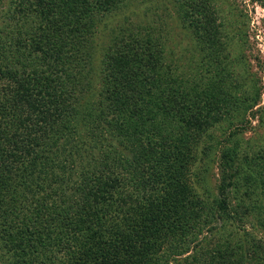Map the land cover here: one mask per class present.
Here are the masks:
<instances>
[{
    "label": "trees",
    "instance_id": "1",
    "mask_svg": "<svg viewBox=\"0 0 264 264\" xmlns=\"http://www.w3.org/2000/svg\"><path fill=\"white\" fill-rule=\"evenodd\" d=\"M128 1L29 0L46 22L21 49L29 45L38 63L0 62V249L13 264H264V147L240 159L236 146L225 148L216 193L201 195L192 179L205 132L249 101L233 95L238 74L217 53L216 2L177 0L181 20L217 53L212 77L202 63L164 65L159 30L129 22L105 52L104 94L94 103L86 88L77 94L92 62L88 34ZM88 103L108 123L96 144L73 134ZM59 120L52 142L35 134L40 121ZM65 131L77 143L70 160L58 159ZM249 218L261 236L244 226Z\"/></svg>",
    "mask_w": 264,
    "mask_h": 264
},
{
    "label": "rangeland",
    "instance_id": "2",
    "mask_svg": "<svg viewBox=\"0 0 264 264\" xmlns=\"http://www.w3.org/2000/svg\"><path fill=\"white\" fill-rule=\"evenodd\" d=\"M211 1L216 2V6H219L221 11L220 15L218 13L220 31L219 43L216 44L219 46L217 53L221 55L227 70L235 69L238 74V80L231 81L241 83L232 93L236 97L247 95L249 101L243 106L240 105L239 112H236L233 118L216 122L198 143L199 152L192 164V179L196 190L203 196L207 194V189L210 193L211 191L216 193L220 178L218 164L221 152L225 148L236 146L240 159L244 154H254L264 147V122L260 121V110L264 107V0ZM45 22L35 2L30 5L29 0H0V62L3 65H15L17 68L37 62L32 61V57L28 54L29 45L24 50L21 48L24 43L31 42L32 35L41 36L43 29L39 25ZM129 22H135L137 25L151 24L159 30L158 34L161 33L165 40L164 65L177 71L179 69L180 72L190 69L195 71L194 68L202 63L201 70L208 68L206 78L214 75L212 59L217 53L214 52L213 47L199 40L193 29L181 20L177 14V0H129L118 10L100 19L94 26L92 34H88L94 40L93 51L89 49L92 62L84 68L85 78L77 87L80 88L77 94H81L82 87L86 88L82 94L85 96V102L94 103L104 94L105 85L112 78L107 62L105 63L107 55L105 52L114 42L115 35ZM68 47L72 46L67 44L66 48ZM203 74H206V70ZM246 89L250 90L247 94L244 92ZM256 90L259 95H255ZM86 105L88 107L83 108L80 114L72 119L73 127L76 129L73 134L80 136L81 140L91 142L94 141L93 137L96 138L99 129L108 128V123L99 122L95 116H90V113L97 114L96 109L99 108L89 103ZM87 121L91 122L90 128L86 125ZM64 123L71 131L72 122ZM61 125L63 121L60 120L40 121L36 126L43 128L35 134H40L43 139L52 142L58 136ZM101 139L103 138L96 141ZM75 140L76 138L68 132L61 137L56 147L64 150V153H61L58 159L70 160L73 156L75 158L74 148L77 145ZM87 153L93 156V151L87 150ZM89 155H84L87 162L92 160ZM5 190L7 191L8 188L6 187ZM23 201L19 204L22 207L25 203ZM254 221L249 218L244 222V226L261 236V231L256 228ZM236 229L240 231V228L236 227ZM13 255L0 249V264H13Z\"/></svg>",
    "mask_w": 264,
    "mask_h": 264
}]
</instances>
